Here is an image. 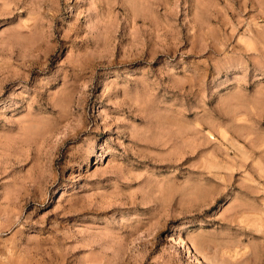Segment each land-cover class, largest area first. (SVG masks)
<instances>
[{
	"label": "rangeland",
	"instance_id": "obj_1",
	"mask_svg": "<svg viewBox=\"0 0 264 264\" xmlns=\"http://www.w3.org/2000/svg\"><path fill=\"white\" fill-rule=\"evenodd\" d=\"M0 264H264V0H0Z\"/></svg>",
	"mask_w": 264,
	"mask_h": 264
}]
</instances>
